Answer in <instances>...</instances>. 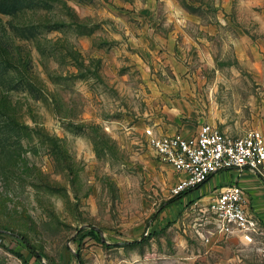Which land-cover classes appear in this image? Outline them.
<instances>
[{
	"label": "rangeland",
	"instance_id": "374dc122",
	"mask_svg": "<svg viewBox=\"0 0 264 264\" xmlns=\"http://www.w3.org/2000/svg\"><path fill=\"white\" fill-rule=\"evenodd\" d=\"M204 124L264 133V0H0V264H264L142 135Z\"/></svg>",
	"mask_w": 264,
	"mask_h": 264
},
{
	"label": "built area",
	"instance_id": "2783aa9c",
	"mask_svg": "<svg viewBox=\"0 0 264 264\" xmlns=\"http://www.w3.org/2000/svg\"><path fill=\"white\" fill-rule=\"evenodd\" d=\"M147 146L177 174L174 195L190 190L220 171H248L264 185V133L250 130L239 136L221 132L204 124L192 135L178 131L157 133L151 127L143 130ZM209 223L219 233H236L247 242L263 233L260 224L246 207L243 189L228 184L212 193L204 208Z\"/></svg>",
	"mask_w": 264,
	"mask_h": 264
},
{
	"label": "crops",
	"instance_id": "0c3cea01",
	"mask_svg": "<svg viewBox=\"0 0 264 264\" xmlns=\"http://www.w3.org/2000/svg\"><path fill=\"white\" fill-rule=\"evenodd\" d=\"M175 131L177 130H174L171 132H158V133H173ZM233 172H234L232 174L233 176L229 180L228 184L237 183L243 189L245 199H246V207L248 211L254 216V218L257 220L260 226L261 224L264 225V185L263 183L254 174L248 171H243L242 173H238L237 171H233ZM211 188L208 190H211L212 193L219 190V189L216 190L215 185H212ZM194 189H197V187L191 190H194ZM202 193L206 195L205 192L200 193V191L197 194L202 195ZM211 195L207 194L205 197H201L199 200H202L204 198L209 199Z\"/></svg>",
	"mask_w": 264,
	"mask_h": 264
},
{
	"label": "trees",
	"instance_id": "16d2710c",
	"mask_svg": "<svg viewBox=\"0 0 264 264\" xmlns=\"http://www.w3.org/2000/svg\"><path fill=\"white\" fill-rule=\"evenodd\" d=\"M203 184V183H202ZM202 184H199L198 186H196L197 188L200 187ZM187 191H191L190 190H187ZM187 191H184L182 193H180L179 195L175 196V198L172 200V201H175L176 199L178 198H182V196L187 192ZM171 201V202H172ZM90 235L95 239L97 240L98 242H101L103 243L104 241L102 240L101 236L97 235L94 231H91L89 232ZM17 237L24 243V245L26 246L27 248V251L28 253L35 258L36 261H40V257L36 250L34 249V247L29 243V241L22 235H17ZM135 243H138L137 241H135ZM21 261V264H31L30 260L26 258V256H24L23 254L21 253H18L16 252L15 254Z\"/></svg>",
	"mask_w": 264,
	"mask_h": 264
}]
</instances>
